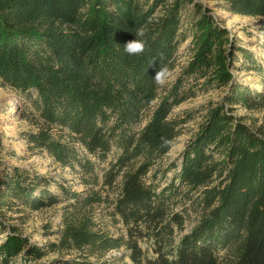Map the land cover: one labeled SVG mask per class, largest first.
<instances>
[{"label":"trees","instance_id":"1","mask_svg":"<svg viewBox=\"0 0 264 264\" xmlns=\"http://www.w3.org/2000/svg\"><path fill=\"white\" fill-rule=\"evenodd\" d=\"M187 2L189 57L161 87L156 72L174 68L187 37L180 32ZM222 3L233 14L259 18L264 35V0ZM207 9L196 0H0V79L31 100L24 115L35 125L25 133L28 149L61 167L76 164L86 187L72 190L32 167L2 171L0 208L18 213L64 204L57 241L41 246L9 227L0 240V264H110L103 255L120 247L133 264H264V132L232 113L235 104L264 107V89L229 85L235 50L247 60L241 65L260 72L263 85L264 63L235 46ZM141 27L146 51L128 56L123 47ZM225 85L226 98L207 104L179 153L177 179L160 185L157 176L175 166L160 161L193 118L191 111L172 116V109L196 90ZM75 144L99 160L117 151L100 179L110 188L121 177L111 214L126 233L114 236L96 223L99 177ZM192 207L198 220L176 239ZM4 227L0 218V235ZM61 250L75 254L43 260Z\"/></svg>","mask_w":264,"mask_h":264},{"label":"rangeland","instance_id":"2","mask_svg":"<svg viewBox=\"0 0 264 264\" xmlns=\"http://www.w3.org/2000/svg\"><path fill=\"white\" fill-rule=\"evenodd\" d=\"M196 1L202 4V8H208L207 12L213 16L215 22L229 32L228 36L234 39L235 46L249 50L259 63H264V35L262 30H260L262 24L259 18L249 15L233 14L224 8L222 0ZM191 6L192 4L187 2L181 9L180 32H185L187 37L180 43L177 49L175 54L176 64L169 71L167 85L175 80L176 75L189 57L188 45L190 39L189 23L192 10ZM234 53L237 59L235 65L237 66L231 70L233 79L229 85L231 83H237L251 90L263 91L264 85L260 78V72L256 71L255 68L241 65V60H247L243 59L239 51L235 50ZM229 85L222 87L210 86L196 90L193 96L187 98L172 109V116L177 114L183 115L185 112L191 111L193 112V118L182 125L181 134L175 138L173 145L162 158V161H160V164L163 166H167L170 163L175 164L173 168L167 170L163 175L160 174L157 176L160 185L164 186L178 173L180 163L179 153L184 145H186V141L196 131L207 104L223 101L229 92ZM34 95L35 92L32 91V96ZM31 110V100L27 96L21 95V93L17 92L11 86L3 84L0 79V176L3 175L2 171H8L13 166L32 167L38 173L47 174V176L59 180L72 190H85L86 187L79 179V173L77 172L78 166L76 164L73 168L61 167L58 163L54 162L52 157H48L46 154H31V150L28 149L26 143L25 133L35 130V125L34 120L29 121L24 116ZM232 113L237 117H244L243 122L253 129L262 127V131L264 132V107L249 110L241 107L239 104H235ZM149 115V112L144 115L143 120L138 125L139 127L146 123ZM75 147L77 148L79 157H83L84 155L90 157L89 159L94 164V169L99 177V182L94 186V189L99 192L103 200L93 205L96 223L114 236L126 233V225L122 223L118 216L111 214V201L118 192L121 177H118L110 188L102 186L100 179L103 169L107 166V161L113 158L117 151L112 150L105 160H99L86 153L78 144H75ZM175 179L177 178L175 177ZM50 190L55 192L57 188L56 186L50 185ZM63 204L45 205L39 209L27 208L18 213H14V210H9L5 207L0 208V218L5 223V227L2 228L0 240L5 236L9 227H14L19 233L27 236L31 242L41 246L45 245L48 241H57L56 232L62 227L61 215ZM192 209L193 207L187 213L183 229L176 234V239L188 232L192 225L197 222L198 210ZM140 246L147 255L151 254V250L147 247L146 242H141ZM62 254L68 257L75 253L74 251L65 252L61 250V252L48 254L43 260L47 261ZM90 258L95 259L96 257L90 256ZM102 259L110 264H133L128 258L127 251L124 247L110 250L103 255ZM17 263L21 264L20 259L17 260Z\"/></svg>","mask_w":264,"mask_h":264},{"label":"clouds","instance_id":"3","mask_svg":"<svg viewBox=\"0 0 264 264\" xmlns=\"http://www.w3.org/2000/svg\"><path fill=\"white\" fill-rule=\"evenodd\" d=\"M145 36V29L143 27L137 29L135 32V39L127 42L123 51L128 56H140L146 51L147 42L142 37ZM169 69L162 66L155 74L154 81L158 86H165L168 82Z\"/></svg>","mask_w":264,"mask_h":264}]
</instances>
